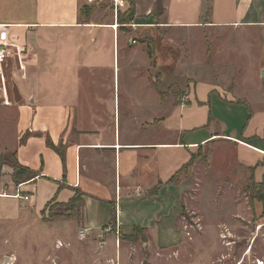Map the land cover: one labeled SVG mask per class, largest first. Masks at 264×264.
<instances>
[{
    "label": "crops",
    "instance_id": "crops-1",
    "mask_svg": "<svg viewBox=\"0 0 264 264\" xmlns=\"http://www.w3.org/2000/svg\"><path fill=\"white\" fill-rule=\"evenodd\" d=\"M157 2L0 0V26L13 45L4 86L7 92L12 83L19 92L17 103L7 93L6 105L0 84V157L14 154L36 175L16 185L12 169L0 166L1 206L38 213L79 195L78 218L49 224L79 227L81 239L90 236L105 249L142 230L161 253L187 239L181 215L206 192L199 169L218 182L231 181L233 189L227 188L238 196L249 184L251 193L260 191L264 0H162L156 17ZM165 32L207 33L212 43L223 37L230 76L201 78L211 67L194 59L179 101L161 95L164 65L153 37ZM244 57L258 61L255 77L245 76ZM219 148L226 164L214 158ZM223 171L229 172L224 179ZM209 190L217 227L231 236L233 212L229 205L225 210L227 203L215 204L225 190L215 182ZM16 191L28 200L12 198Z\"/></svg>",
    "mask_w": 264,
    "mask_h": 264
},
{
    "label": "rangeland",
    "instance_id": "rangeland-1",
    "mask_svg": "<svg viewBox=\"0 0 264 264\" xmlns=\"http://www.w3.org/2000/svg\"><path fill=\"white\" fill-rule=\"evenodd\" d=\"M162 3V0H158L154 7L156 17L162 9ZM168 40L174 41V44H170ZM223 42L224 39L221 37L216 43H212V38H209L207 33L199 34L197 37L170 32L163 35L155 34L153 43L158 53V63L164 65V69H160L161 81L157 88L162 94H170L174 103H177L183 94L184 78L195 72L191 69L194 59L199 60L204 67H211L210 73L207 74L206 71L200 73L201 78L221 75L229 77L233 62H228L230 68H225ZM258 45L261 52V43ZM234 57L236 58V56L231 58ZM254 59L243 58L247 68L245 76L257 74L260 67L258 61H252ZM13 89L19 93L16 86L8 82L7 93L11 102L14 101ZM222 154L219 148L214 157L217 164H226L227 157ZM7 155L3 157L8 159ZM197 173L204 176L202 186L206 190L204 198L202 197L199 203L187 204L189 208L183 211L180 218L187 239L181 240L179 245L171 249L169 247L161 253L158 252L154 240L153 244L148 243V234L145 231H136L132 236L121 237L119 243L115 240L112 246L105 249L101 241L96 242V239L91 241L90 236L86 235L81 239L82 230L79 227L67 225L63 229L61 226L55 229L49 224L58 217L78 218L76 208L79 202L71 205L49 204L38 213L26 207L17 210L0 205V264H264V194L260 193L261 191L251 193L249 184V191L246 194L241 192L238 196L229 190L230 187L233 189V184H228L231 181L218 182L202 169ZM228 174V171H223L222 179ZM214 182L217 187L225 190L219 192L222 198L216 200L215 204L218 208H224L221 203H227L225 210L229 205V211L233 212L230 218L236 227L231 236L227 235L224 227L221 229L217 227L212 209L214 207L212 191L209 190V186ZM223 184L226 185L222 187ZM239 204L241 205L238 206ZM233 205L237 207L235 210ZM201 223L202 230L198 226ZM258 225H262L260 229H257ZM6 259L8 261L5 263Z\"/></svg>",
    "mask_w": 264,
    "mask_h": 264
},
{
    "label": "trees",
    "instance_id": "trees-1",
    "mask_svg": "<svg viewBox=\"0 0 264 264\" xmlns=\"http://www.w3.org/2000/svg\"><path fill=\"white\" fill-rule=\"evenodd\" d=\"M129 16H132V11H128ZM147 52L148 55L151 56V52H150V47L147 46ZM157 78H159L157 76ZM162 95V93H161ZM8 159L2 158L0 157V166L2 165H7L12 169V173H11V178L12 181L14 182V184L18 185L21 183H25L28 182L30 180H32L33 178H35V173L33 171H31L30 169L20 165L17 160L15 159L14 154H9L7 155ZM260 193L264 194V182L262 183V188L260 189ZM79 195H75V197L73 198V200H71L68 204H75L76 202H79ZM136 231H142V230H138L136 229Z\"/></svg>",
    "mask_w": 264,
    "mask_h": 264
},
{
    "label": "built area",
    "instance_id": "built-area-1",
    "mask_svg": "<svg viewBox=\"0 0 264 264\" xmlns=\"http://www.w3.org/2000/svg\"><path fill=\"white\" fill-rule=\"evenodd\" d=\"M88 1H90V0H88ZM116 28H117V25H114L113 29L116 30ZM6 34H7V27L0 26V80L2 83V93H3V97H4V104L7 105V104H9V102L7 100V92H6L5 86H4V64H5L6 60L11 57V54L9 52V47H13V45H11L6 40V38H5ZM132 43H135V41H132ZM20 69H23L21 65H20ZM256 151L264 157V150H256ZM11 197L14 199H17V200H24V201H27L29 198L28 196H22L19 191H16V193L14 195H12ZM261 226L262 225H258L257 229H260ZM80 235H81V237H84L83 232H81Z\"/></svg>",
    "mask_w": 264,
    "mask_h": 264
},
{
    "label": "water",
    "instance_id": "water-1",
    "mask_svg": "<svg viewBox=\"0 0 264 264\" xmlns=\"http://www.w3.org/2000/svg\"><path fill=\"white\" fill-rule=\"evenodd\" d=\"M12 93H13V100H14V102H19V95H18V93H17V91L16 90H12ZM8 261V259H6L5 260V263Z\"/></svg>",
    "mask_w": 264,
    "mask_h": 264
}]
</instances>
